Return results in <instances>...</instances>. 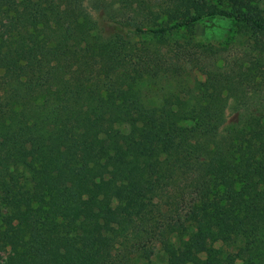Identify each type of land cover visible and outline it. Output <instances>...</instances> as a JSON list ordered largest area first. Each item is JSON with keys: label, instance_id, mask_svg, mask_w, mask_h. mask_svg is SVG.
<instances>
[{"label": "trees", "instance_id": "obj_1", "mask_svg": "<svg viewBox=\"0 0 264 264\" xmlns=\"http://www.w3.org/2000/svg\"><path fill=\"white\" fill-rule=\"evenodd\" d=\"M216 19L242 57L195 40ZM0 22V264H111L183 178L168 264H264V0H0Z\"/></svg>", "mask_w": 264, "mask_h": 264}, {"label": "rangeland", "instance_id": "obj_2", "mask_svg": "<svg viewBox=\"0 0 264 264\" xmlns=\"http://www.w3.org/2000/svg\"><path fill=\"white\" fill-rule=\"evenodd\" d=\"M195 40L208 45L225 47V56L230 59L242 57V54L249 51L244 44L246 40L236 37L233 23L226 19H216L204 21L198 24L195 29ZM10 39L6 25L0 22V42ZM185 75V85L194 86L197 81H204L205 77L196 69L188 68ZM150 96L157 94L176 93L182 87L173 79H163L159 83H149ZM230 116H233L230 114ZM189 181L185 178L180 179L173 189L161 193L155 200L153 213L148 218V223L139 232H130L126 238L119 241L114 247V261L111 264H168L167 256L163 250L162 242L158 235L162 231L168 233V240L179 246L182 239H187L194 231L192 227L180 229L174 232L173 227L180 223L179 220L184 216L187 203L190 201ZM20 202L22 205V216H26L33 204L28 195L19 191L12 195L9 202ZM8 203V202H7ZM8 208L4 206L0 213H6ZM178 223V224H177ZM177 224V225H176ZM221 247L222 244H216ZM151 252L149 256L144 252ZM1 256H5L2 252Z\"/></svg>", "mask_w": 264, "mask_h": 264}]
</instances>
